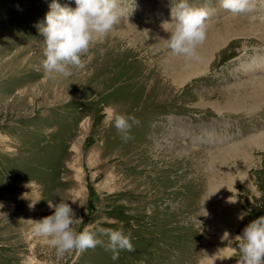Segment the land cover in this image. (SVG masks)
Listing matches in <instances>:
<instances>
[{
	"label": "rangeland",
	"instance_id": "374dc122",
	"mask_svg": "<svg viewBox=\"0 0 264 264\" xmlns=\"http://www.w3.org/2000/svg\"><path fill=\"white\" fill-rule=\"evenodd\" d=\"M51 3L0 0V264H236L224 233L264 216V0L238 16L211 0L191 62L158 39L178 0H135L86 68L56 79L37 27ZM108 106L139 120L132 139ZM50 201L70 204L77 231L123 228L135 251L58 256L26 222Z\"/></svg>",
	"mask_w": 264,
	"mask_h": 264
},
{
	"label": "clouds",
	"instance_id": "9594fccd",
	"mask_svg": "<svg viewBox=\"0 0 264 264\" xmlns=\"http://www.w3.org/2000/svg\"><path fill=\"white\" fill-rule=\"evenodd\" d=\"M74 3L75 8H71L52 0L43 22L37 25L44 44L41 66L49 79L69 77L73 68L84 70L94 44L125 20L128 23L129 16L137 7L135 0H74ZM219 5L235 16L249 13L254 7L253 0H219ZM214 12L211 0L201 5L178 0L171 8L170 21L162 24L169 36L167 39L158 38L159 41L172 55L183 57L186 62L199 61L201 57L197 50L205 42L208 21ZM104 111L107 122L121 134L122 140L132 139L131 129L139 125V120L118 112L112 106L105 107ZM3 207L0 203V208ZM48 207L53 210L51 215L26 222L33 226V234L44 238L58 256L103 246L112 253V259L117 260L121 251H135L131 234H125L123 228L94 224L77 231L72 226L84 222L76 218L69 203L50 201ZM239 219H243V215ZM229 235L225 232L223 239L228 240L229 250L238 254L236 264H264V216L248 223L234 239H229ZM233 242H236L235 247Z\"/></svg>",
	"mask_w": 264,
	"mask_h": 264
},
{
	"label": "bare ground",
	"instance_id": "6f19581e",
	"mask_svg": "<svg viewBox=\"0 0 264 264\" xmlns=\"http://www.w3.org/2000/svg\"><path fill=\"white\" fill-rule=\"evenodd\" d=\"M218 29V28H217ZM218 30H220V29H218ZM222 30V29H221ZM219 34V33H218ZM263 83V82H262ZM253 84V83H252ZM261 84V83H260ZM262 85H264V84H262ZM261 86V85H260Z\"/></svg>",
	"mask_w": 264,
	"mask_h": 264
}]
</instances>
